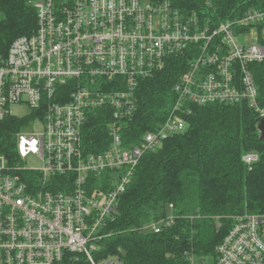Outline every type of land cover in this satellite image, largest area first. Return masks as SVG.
Segmentation results:
<instances>
[{
  "label": "built area",
  "instance_id": "1",
  "mask_svg": "<svg viewBox=\"0 0 264 264\" xmlns=\"http://www.w3.org/2000/svg\"><path fill=\"white\" fill-rule=\"evenodd\" d=\"M180 1L28 0L35 31L0 50V121L20 118L16 105L34 117L16 134L15 154L0 153V264H127L105 244L110 224L144 156L185 132L190 103H246L264 118L251 71L264 62V1L219 22ZM181 57L189 65L167 118L140 137L132 124L141 81ZM97 112L109 117L110 142L90 152L85 129ZM174 209L144 230L172 228ZM232 221L217 264H264V209Z\"/></svg>",
  "mask_w": 264,
  "mask_h": 264
},
{
  "label": "trees",
  "instance_id": "2",
  "mask_svg": "<svg viewBox=\"0 0 264 264\" xmlns=\"http://www.w3.org/2000/svg\"><path fill=\"white\" fill-rule=\"evenodd\" d=\"M263 1L215 0L206 7L204 0H181L179 8L219 22L241 15L252 5L260 8ZM36 26V12L28 0H0L2 52L17 38L32 34ZM188 65L186 58L174 59L164 70L141 81L133 130L140 128L143 135L163 121L175 101L173 88ZM251 71L264 108V62L251 64ZM189 108L185 132L144 156L121 198L118 216L110 224L113 234L105 244L127 264H217V248L233 218L264 209V139L258 131L262 119L246 103H190ZM33 118L0 121V153L15 154L16 134ZM109 124L102 112L91 118L84 136L88 151L102 152L109 146ZM138 140L135 137L129 142ZM98 142L105 147L98 148ZM248 154L258 155L259 160L248 166L243 161ZM170 204L175 206L176 224L161 234L145 231L148 224L173 214Z\"/></svg>",
  "mask_w": 264,
  "mask_h": 264
},
{
  "label": "rangeland",
  "instance_id": "3",
  "mask_svg": "<svg viewBox=\"0 0 264 264\" xmlns=\"http://www.w3.org/2000/svg\"><path fill=\"white\" fill-rule=\"evenodd\" d=\"M257 39H258V34H257V31L256 30H253L252 31V37H251V40H250V42H249V44H252V43H257ZM175 102V101H174ZM174 104V103H173ZM172 104V105H173ZM11 110H12V112H13V114L14 115H16L17 117H20V118H22V117H24V116H26L27 114H29L30 113V110L28 109V107H25V106H13L12 108H11ZM167 115L169 114V112L168 113H166ZM165 114V116L163 117V121L162 122H160V123H158V127H159V125H161L164 121H165V119L167 118V115ZM40 127L39 126H34L33 127V131L34 132H38V131H40ZM148 132V131H147ZM142 134V132L140 133V135ZM145 134V133H144ZM128 138V137H127ZM135 139V134H133V135H130L129 136V139ZM98 148H100V149H103L104 147H105V145H104V143H102V142H98ZM106 148V147H105ZM27 165L28 166H36V167H38V166H40V162H38L36 159H33V158H30L28 161H27ZM196 264H201L200 262H196ZM205 264H210V262L209 261H207Z\"/></svg>",
  "mask_w": 264,
  "mask_h": 264
},
{
  "label": "water",
  "instance_id": "4",
  "mask_svg": "<svg viewBox=\"0 0 264 264\" xmlns=\"http://www.w3.org/2000/svg\"><path fill=\"white\" fill-rule=\"evenodd\" d=\"M258 131L260 133V138L264 139V118L259 123Z\"/></svg>",
  "mask_w": 264,
  "mask_h": 264
}]
</instances>
